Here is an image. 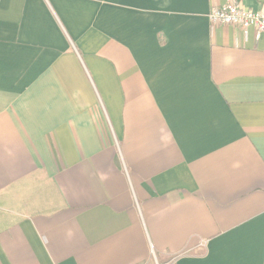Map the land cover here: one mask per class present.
Instances as JSON below:
<instances>
[{
  "label": "crops",
  "instance_id": "crops-1",
  "mask_svg": "<svg viewBox=\"0 0 264 264\" xmlns=\"http://www.w3.org/2000/svg\"><path fill=\"white\" fill-rule=\"evenodd\" d=\"M230 2L0 0V264H264V36Z\"/></svg>",
  "mask_w": 264,
  "mask_h": 264
},
{
  "label": "built area",
  "instance_id": "built-area-1",
  "mask_svg": "<svg viewBox=\"0 0 264 264\" xmlns=\"http://www.w3.org/2000/svg\"><path fill=\"white\" fill-rule=\"evenodd\" d=\"M209 16L213 23L240 26L246 33L255 28L257 38L264 36V9L251 10L241 7L238 0H231L229 4L214 6Z\"/></svg>",
  "mask_w": 264,
  "mask_h": 264
}]
</instances>
